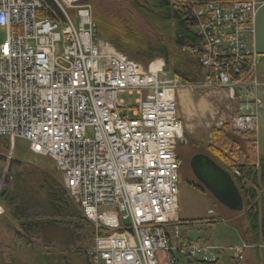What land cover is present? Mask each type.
Listing matches in <instances>:
<instances>
[{"label": "built area", "instance_id": "2783aa9c", "mask_svg": "<svg viewBox=\"0 0 264 264\" xmlns=\"http://www.w3.org/2000/svg\"><path fill=\"white\" fill-rule=\"evenodd\" d=\"M51 1L58 12L46 15L42 0H0V136L25 139L32 153L53 160L92 225L93 264H160L158 253L166 264L183 256L213 262L217 247L174 244L169 235L184 136L177 92L221 89L230 99L243 97L245 111L230 116L231 128L255 129L264 107L257 93L264 86V76L258 79L264 53L254 41L257 4L190 7L201 45L182 50L197 55L205 76L188 83L166 71L161 58L144 66L97 38L87 0ZM122 92L138 96L124 103ZM246 247H235L232 258L242 260Z\"/></svg>", "mask_w": 264, "mask_h": 264}, {"label": "trees", "instance_id": "16d2710c", "mask_svg": "<svg viewBox=\"0 0 264 264\" xmlns=\"http://www.w3.org/2000/svg\"><path fill=\"white\" fill-rule=\"evenodd\" d=\"M175 1L178 4L174 0H123V5L114 2L112 6L100 7L96 0H89L96 37L144 66L154 58H162L165 70L171 74L188 83L200 82L205 70L197 55L182 50L183 45H201L193 27L190 7L215 3L226 8L234 2L248 0ZM42 2L46 15L51 11L58 12L51 0ZM136 16L144 20L147 30L139 25ZM231 112L237 114L234 108ZM0 143L7 146V138L0 136ZM201 152L231 174L240 191L242 209L231 212L218 204L190 169L186 174L179 170L178 183L185 180L194 190L228 210L230 213L223 218L236 226L246 245L256 248L264 238V156L257 153L256 131L232 129L230 121L219 127L212 126L210 142ZM20 168L18 160L9 165L13 186L0 196L3 207L1 227L10 233L12 244L32 246L36 241L44 252L61 254L62 264H93L89 256L93 246L92 225L68 196L59 180V172L56 170L58 175H52L35 167V170ZM234 169L239 175L234 174ZM3 251L9 253V259H0V264H15L13 253ZM226 259L232 264H244L245 255L243 253L242 260L235 261L220 248L213 262H200L225 264Z\"/></svg>", "mask_w": 264, "mask_h": 264}, {"label": "rangeland", "instance_id": "374dc122", "mask_svg": "<svg viewBox=\"0 0 264 264\" xmlns=\"http://www.w3.org/2000/svg\"><path fill=\"white\" fill-rule=\"evenodd\" d=\"M96 2L100 7L112 6L111 4L114 2L124 4L123 0H96ZM136 21L144 30L148 29L141 17L136 16ZM4 38V32L0 30V43ZM255 39L257 41L258 39L264 40V4L258 9L256 17H254V41ZM60 53L61 45L56 43L55 54L60 55ZM58 63L64 64L61 60ZM185 90L180 89L177 92V94L180 91L184 92L180 98L178 97V109L184 126V141L187 143L186 155L190 158L193 153L203 151L210 142L212 126L219 127L221 124L230 121L231 107L239 108L242 101L230 99L227 92L221 89ZM118 96L124 103H132L138 94L122 92ZM260 97L264 100V93H260ZM241 110L242 112L245 111ZM255 131L257 151L264 155V107L257 110ZM7 141V146L0 143V156L2 157L0 158V188L5 189L6 192L13 186L8 173L9 165L13 160L21 162L22 168L20 170H29V168L32 170L35 167L52 175L57 174L53 160L47 155L32 153L27 140L7 137ZM33 185L37 187L35 184ZM209 209L213 210L210 214L208 213ZM223 209L215 204L210 197L190 187L185 180H180L177 210L178 218L181 219L180 225H178L179 231L188 236L186 240H199L201 243L223 247L226 256L231 257L235 252V246L242 245V238L236 226L223 218L225 217ZM219 216L220 219H217ZM1 220L0 216V247L13 253L15 264H62L61 254L44 252L43 247L36 241L32 246H14L15 243L12 244L10 233L1 227ZM0 259L8 260L9 253L1 251ZM179 264L202 263L198 258L190 260L183 256L180 258Z\"/></svg>", "mask_w": 264, "mask_h": 264}, {"label": "water", "instance_id": "95a60500", "mask_svg": "<svg viewBox=\"0 0 264 264\" xmlns=\"http://www.w3.org/2000/svg\"><path fill=\"white\" fill-rule=\"evenodd\" d=\"M189 167L195 179L206 188L218 204L232 211L242 209V199L235 180L212 157L204 152H195L189 158ZM4 193L5 189H2L0 196Z\"/></svg>", "mask_w": 264, "mask_h": 264}, {"label": "crops", "instance_id": "0c3cea01", "mask_svg": "<svg viewBox=\"0 0 264 264\" xmlns=\"http://www.w3.org/2000/svg\"><path fill=\"white\" fill-rule=\"evenodd\" d=\"M255 2V4H257V10H256V14H257V11L258 9L264 4V1H259V2H256L255 0H252ZM256 14H255V17H256ZM263 16V15H262ZM101 40V39H100ZM103 41V40H101ZM105 42V41H103ZM112 46V45H111ZM255 48L256 50H258L259 52H264V40L263 39H258V41L255 39ZM155 59V58H154ZM162 59V58H161ZM163 60V59H162ZM170 73V72H169ZM171 74V73H170ZM264 76V64L263 63H259L258 64V79H262ZM187 90V89H186ZM185 90V91H186ZM188 91V90H187ZM190 91V90H189ZM257 93H258V97H260V93H264V86H261L258 90H257ZM184 94L183 91H180L179 94H177V103H178V97L180 98L182 95ZM238 100H243L245 101L246 99L243 98V97H240ZM261 100L264 102V100L261 98ZM232 108L234 107H231V111H232ZM237 110V113H241L242 112V107L239 106V108H234ZM179 111V109H178ZM180 115V114H179ZM231 115H232V112H231ZM181 118V117H180ZM182 120V118H181ZM183 122V121H182ZM256 145H257V140H256ZM199 152V151H198ZM258 153V151H257ZM258 156H264V155H261L258 153ZM222 211H224L225 213V216L228 215L232 210H225L223 209ZM213 210L212 209H209L208 210V213H212ZM177 218H178V213H177ZM180 222H181V219L178 218V221L171 224L170 227H169V235H170V239L171 241L176 244V243H179V242H182V241H185L188 236L182 232L179 231V226L180 225ZM242 238V237H241ZM199 241V240H197ZM200 242V241H199ZM201 243V242H200ZM203 244H206V243H203ZM245 244L244 241L242 240V245ZM240 246V245H238ZM214 247H217L218 249L222 248V250L224 251V248L223 247H219V246H214ZM237 247V246H235ZM3 251V248L0 247V252ZM225 253V252H224ZM158 258H159V262L160 264H166L165 261H164V254L163 253H158ZM234 255V253H233ZM233 255L231 257H233ZM244 255H245V262L244 264H264V238H263V241L260 245H258L256 248L254 247H249L247 245V247L244 249ZM181 257H177V261H178V264H179V260H180ZM225 264H232L231 262L229 263V260L226 259L225 261Z\"/></svg>", "mask_w": 264, "mask_h": 264}, {"label": "flooded vegetation", "instance_id": "af4514ba", "mask_svg": "<svg viewBox=\"0 0 264 264\" xmlns=\"http://www.w3.org/2000/svg\"><path fill=\"white\" fill-rule=\"evenodd\" d=\"M186 146H187V143L184 141V138L182 140H180L178 145H177V153H178L179 160H180L179 170L183 174H186L187 166L190 169L189 158L186 155V149H187V148L185 149Z\"/></svg>", "mask_w": 264, "mask_h": 264}, {"label": "bare ground", "instance_id": "6f19581e", "mask_svg": "<svg viewBox=\"0 0 264 264\" xmlns=\"http://www.w3.org/2000/svg\"><path fill=\"white\" fill-rule=\"evenodd\" d=\"M60 180V179H59Z\"/></svg>", "mask_w": 264, "mask_h": 264}]
</instances>
